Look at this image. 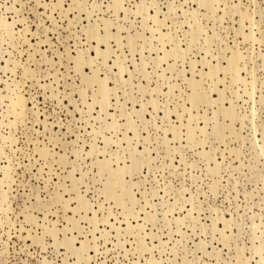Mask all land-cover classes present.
Listing matches in <instances>:
<instances>
[{
	"label": "rangeland",
	"instance_id": "obj_1",
	"mask_svg": "<svg viewBox=\"0 0 264 264\" xmlns=\"http://www.w3.org/2000/svg\"><path fill=\"white\" fill-rule=\"evenodd\" d=\"M0 264H264V0H0Z\"/></svg>",
	"mask_w": 264,
	"mask_h": 264
},
{
	"label": "bare ground",
	"instance_id": "obj_2",
	"mask_svg": "<svg viewBox=\"0 0 264 264\" xmlns=\"http://www.w3.org/2000/svg\"><path fill=\"white\" fill-rule=\"evenodd\" d=\"M195 88H196V91H197V93H198V85H196V83H195Z\"/></svg>",
	"mask_w": 264,
	"mask_h": 264
}]
</instances>
